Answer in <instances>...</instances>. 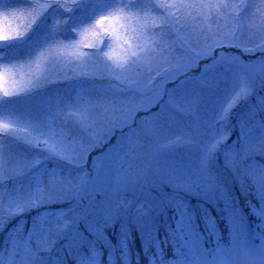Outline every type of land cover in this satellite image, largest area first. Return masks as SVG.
<instances>
[{"label":"snow or ice","instance_id":"6c2138e0","mask_svg":"<svg viewBox=\"0 0 264 264\" xmlns=\"http://www.w3.org/2000/svg\"><path fill=\"white\" fill-rule=\"evenodd\" d=\"M252 8V0H0V264H264V22H256L264 8ZM68 84L75 95L64 97L57 90ZM145 87L156 91L137 100ZM217 92L226 98L210 122L167 135ZM117 105L129 152L133 137H166L161 147H194L197 162L173 163L164 178L133 175L113 146L89 169L87 157L116 130L99 125ZM68 145L79 151L66 154ZM117 223L113 243L107 229ZM61 241L74 251L54 256Z\"/></svg>","mask_w":264,"mask_h":264},{"label":"trees","instance_id":"16d2710c","mask_svg":"<svg viewBox=\"0 0 264 264\" xmlns=\"http://www.w3.org/2000/svg\"><path fill=\"white\" fill-rule=\"evenodd\" d=\"M41 2H44V0H41ZM226 2L236 3L238 2V0H226ZM252 5L253 8L251 9V11H255L257 8H264V0H252ZM77 19L78 17H74L73 22H76ZM256 22L262 23L264 22V20L257 17ZM221 23H223V21H221ZM20 24H22V21L15 20L12 21L11 26L15 27ZM3 27H5V21L3 17H0V29H2ZM44 30H45V26H44V22H42L40 25H37L33 34L29 37V41L35 42ZM17 47L18 45L13 43L12 45L9 46V50H13ZM165 67L168 66L166 65ZM198 74H192V75H198ZM129 76L133 77L134 73H129ZM85 86L89 88V91L95 94V90L91 86L89 85H85ZM174 86L175 85L172 82H169L166 84L165 88H173ZM72 88L73 86L71 84L61 85L57 91L64 97L74 96L75 91L74 90L70 91V89ZM143 98H146V94L144 92H142L140 96L136 97L137 100ZM225 98H226L225 94L217 92L211 98L208 99L207 103L203 106L202 112L194 113L188 116H178L176 118V122L173 123L171 127L166 126L167 135L183 136L188 130H190L196 124L201 123L204 119L210 122L215 114V110H216L215 106L218 103H222ZM166 100H167V96L164 97V100L161 101V103H164V101ZM35 103H37V98L34 97L27 101H21L20 107L22 109L28 108ZM244 110H245L244 108L238 109L236 114L233 116V120H236L239 117L240 113ZM122 116H123V107L117 105L116 107L109 109V112L107 114V119L103 120L102 123L99 125V127L102 128L115 126L116 130L113 133H110L111 138L108 140V143L104 148L91 153V155L87 157L89 169L91 168L93 157H99L102 152H108L110 148H113V146H115L117 151H121L122 158H124L127 161L125 167L131 165L129 171L133 175H143L146 172H155L158 176L164 178L166 174H168L171 171V167L173 163L182 162L187 165H192L197 162L198 152L194 147H189L187 145L174 146L170 148L161 147L162 144L166 143V137H162L159 140V142H156L151 138L145 137L143 136V134H141L139 137H133V142L137 143V147L134 150H132V152H129L127 138L124 135H122V133L119 130L118 118ZM125 132H127V129H125ZM229 143H231V140L229 141ZM78 151H79L78 145H68L66 154L73 155ZM125 153H127L126 156ZM222 175L224 176L225 179H229L227 175L224 174L223 172ZM229 187L231 189L232 195L240 196L239 189L231 184L230 179H229ZM163 190L165 192L169 191V189L167 188H164ZM200 195L203 196L204 194L200 193ZM244 199L245 197L240 196L241 205H243ZM213 214L215 213L213 212ZM26 219L27 222L30 224L31 217L29 216ZM87 223L88 222L86 221L85 224ZM119 228H120V224L117 223L113 227L107 229L108 236L113 241V243H115L116 241V236L118 235ZM81 230L84 231L85 235H88L87 231L84 228V225H81ZM89 239H91L90 236ZM63 244L64 242L61 241V243L57 245L53 253L54 256L65 257L68 255L70 251H74V245H69L66 248L63 246ZM139 244H140L139 236H134L131 247L134 250H137L139 249ZM109 251L110 249H104L105 256H107Z\"/></svg>","mask_w":264,"mask_h":264},{"label":"rangeland","instance_id":"374dc122","mask_svg":"<svg viewBox=\"0 0 264 264\" xmlns=\"http://www.w3.org/2000/svg\"><path fill=\"white\" fill-rule=\"evenodd\" d=\"M178 62H180V61H178ZM198 73H199V70H196L195 72L190 73V75H192V74H198ZM166 79H170V78H166ZM165 86L166 85H164V87ZM155 91H156V88H153V87H145L144 90H143V92L146 94V97L151 96L153 94V92H155Z\"/></svg>","mask_w":264,"mask_h":264}]
</instances>
